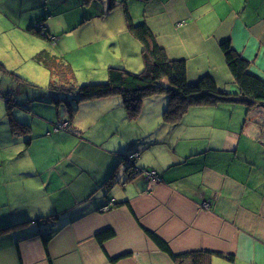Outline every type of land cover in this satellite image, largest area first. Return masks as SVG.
Listing matches in <instances>:
<instances>
[{"label":"crops","instance_id":"1","mask_svg":"<svg viewBox=\"0 0 264 264\" xmlns=\"http://www.w3.org/2000/svg\"><path fill=\"white\" fill-rule=\"evenodd\" d=\"M44 1L48 8L42 15L56 10L63 36L75 30L72 24L112 18L108 36L120 44L130 42L136 57L120 66L131 71H142L144 64L142 45L127 28L125 8L135 23H147L171 60L186 61L191 83L209 75L222 91L239 94L221 49L227 40L249 61V71L264 79V0H97L95 10L84 12L85 22L76 11L83 0L53 6L52 0ZM98 38L96 33L82 40ZM102 77L92 83L108 80ZM14 89L0 85V94ZM23 99L18 98L13 112L17 120L33 124L30 143L22 135L26 159L6 171V161L12 160L5 158L15 155H0V264H50L47 237L53 264H175L145 229L175 253L211 250L223 255L213 256L211 264H264V103L243 122L229 107L243 103L192 106L174 126L162 123L159 107L147 122L142 117L143 137L131 134L132 119L122 96L115 94L81 103L67 134L54 139L49 129L46 135L35 132L36 121L45 123L37 105L47 104L30 101L28 110ZM3 106L0 123L7 119L0 95V110ZM219 106L232 110L235 122L219 126L210 120ZM156 122L162 130L152 132ZM136 151L137 167L156 171L159 180L144 175L128 180L127 156ZM106 229L116 235L102 247L96 235Z\"/></svg>","mask_w":264,"mask_h":264},{"label":"trees","instance_id":"2","mask_svg":"<svg viewBox=\"0 0 264 264\" xmlns=\"http://www.w3.org/2000/svg\"><path fill=\"white\" fill-rule=\"evenodd\" d=\"M96 1L83 0V6L84 8L89 7L96 3ZM114 7L115 3L111 1L110 8ZM53 14H55L54 11H46L37 21V24L31 25L28 30L49 41H55L56 35L45 24V21ZM124 15L127 28L142 45L143 70L134 72L122 66H110L107 83L77 86L75 84L74 69L68 60L62 56L52 54L48 50H42L34 56V59L50 71V86L44 89L28 83L21 76L14 74V77L20 82L19 87H17L18 92L16 91L17 89H14L0 94L5 99L6 115L13 133H18L20 136L24 135L27 138V144L30 143L31 126L17 120L13 112V110L15 111V104L18 103L17 100L21 96L25 97L23 102L27 101L26 108L28 110H30V105L28 104L30 101L64 108L69 119L68 121L59 120L56 127L65 124L67 125L66 129L70 128L69 122L76 114L81 103L115 94L122 96L123 105L129 118L132 120L139 114L144 97L167 94L168 103L163 112V122L172 126L180 123L185 113L192 106H215L222 102H239L247 106L246 120H250V114L254 107L259 103H264V79L249 71V61L239 55L233 48L230 40L224 41L221 44V49L225 55L228 69L235 80L239 94L222 91L213 77L209 75L202 77L197 82L191 83L188 79L186 61L171 60L165 50L159 45L156 36L152 33L146 22L135 23L127 8L124 10ZM0 69L7 72L5 65L1 61ZM137 170L154 171L129 167L127 169L128 180L142 175L138 174ZM54 218L55 216H52L51 219L53 220ZM145 230L159 249L166 253L175 264H211L213 256H223L221 253L211 250L175 253L167 241L156 233L148 229ZM115 235L113 229H106L99 232L96 235V239L103 247L104 243L114 238ZM50 238L44 239V247L49 263L53 264L48 248ZM123 256H126V254L120 257Z\"/></svg>","mask_w":264,"mask_h":264},{"label":"rangeland","instance_id":"3","mask_svg":"<svg viewBox=\"0 0 264 264\" xmlns=\"http://www.w3.org/2000/svg\"><path fill=\"white\" fill-rule=\"evenodd\" d=\"M59 1L61 0H58V2ZM58 2L52 0L50 6L57 4L60 5V2ZM83 7L84 6H80L79 8H76V11L82 13L81 22L86 21L83 19L84 12L91 13L95 10V6L92 5H90L89 8L85 7L84 10ZM47 8L44 0H0V61L7 69V72L0 69V85H3V87L7 88L8 85L19 87L20 82L14 77V74H16L28 81V83L47 89L51 83L50 71H48L44 65L37 63L34 59V56L42 50H48L52 54L62 56L72 64L73 69L75 70V84L77 86H91L93 84V79L101 73L104 74V77L102 78L108 79L107 73L110 65L105 66L108 61L116 62L115 64H111L116 66L123 65L122 61H134L136 56H133V48L130 42L124 38L125 36H122V38L125 39L122 44H120L118 38L117 41H114L111 39V36H108L109 31L113 28L112 18L111 21L96 18L88 25L85 24L81 27L78 26V23L72 24L70 28L75 26V30L68 32L63 36L62 34H59L62 32V29L58 28L60 18L55 14L54 17H49L45 21L46 26L56 35L55 41H49L35 33H31L28 30L29 27L32 24H37V21L43 16L42 14ZM54 12H56V10ZM71 15V13H67V19L71 23H74L75 18ZM112 16H115V14ZM118 25L119 23L117 19H115L114 26ZM105 29H107V31L103 33ZM96 33L99 35L97 42L94 41L93 43H88L89 39L87 41L82 40L84 36L90 37L91 35H96ZM128 52H131V54H128ZM105 79L100 80L103 81ZM105 81L106 82L103 83L108 82V80ZM161 97H165L168 103L167 94H156L143 98L139 114L131 121V134H143L141 130V127L143 126L141 124L142 117H144L143 121L147 122L149 117H155V114L153 113H157L159 107H161L164 112L167 103L165 104V99H161ZM37 106H39L37 107L38 110L40 109L41 112H44V122L47 124L36 121L35 132H41L44 130V135H46V132L49 129L54 139L62 138L65 133L67 134L69 129L60 128L58 131L55 130L59 118L67 115L64 108H57L55 105H45L44 107H41L43 105ZM229 107L233 108V114L240 122H243L246 119L248 110L247 106L237 103V105H231ZM3 109L4 106L0 112ZM225 109L224 106H219V110L216 111V116L212 113L210 114V120L216 119V124L219 126H226L235 122V119L230 117L232 110L225 111ZM1 119H3V116ZM4 122L5 123H0V155H15L12 158H5V160H12L6 161L5 169L6 171H9L13 169L15 165L24 161L27 154L25 151V144L23 143L24 136H20L18 133H13L7 119L4 120ZM158 124L159 122H156V125L152 128V132L156 129L162 130L160 124ZM32 127L33 124L31 128ZM144 135L145 134H143V137ZM242 138H245V136ZM63 144H66V142L62 141L60 143V145ZM256 145L260 148L263 147L260 144ZM149 158H152V156L150 155ZM0 171L3 172L2 169ZM33 180L35 182L41 181L40 178L38 181L35 179ZM18 196L14 195L13 197H15L16 200L19 199L16 198ZM25 203L31 205L28 201H25Z\"/></svg>","mask_w":264,"mask_h":264},{"label":"built area","instance_id":"4","mask_svg":"<svg viewBox=\"0 0 264 264\" xmlns=\"http://www.w3.org/2000/svg\"><path fill=\"white\" fill-rule=\"evenodd\" d=\"M60 128H62V129H66L67 128V125H65V124H61V125H59L58 127H56V131H58ZM137 157H139V153H132L131 155H129L128 157H127V160H128V164H129V166L130 167H134V165L136 164L135 163V161H136V158ZM134 168H136V167H134ZM138 171V174H142V175H144V176H146L147 178H150V179H157V180H159L160 179V177H159V174L156 172V171H141V170H137ZM204 205V207H206V208H208V206H209V204H207V203H204L203 204ZM109 204H107L105 207H104V209L106 210V209H109Z\"/></svg>","mask_w":264,"mask_h":264},{"label":"water","instance_id":"5","mask_svg":"<svg viewBox=\"0 0 264 264\" xmlns=\"http://www.w3.org/2000/svg\"><path fill=\"white\" fill-rule=\"evenodd\" d=\"M127 157H128V156H127ZM126 162H127V169H128V168L130 167L129 164H128V160H127ZM134 167L139 168V167H137L136 164L134 165Z\"/></svg>","mask_w":264,"mask_h":264}]
</instances>
